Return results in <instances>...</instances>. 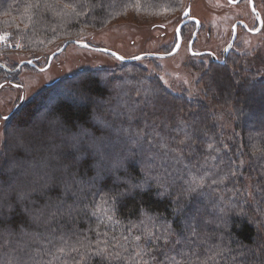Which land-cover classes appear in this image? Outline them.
Segmentation results:
<instances>
[{"label": "trees", "instance_id": "16d2710c", "mask_svg": "<svg viewBox=\"0 0 264 264\" xmlns=\"http://www.w3.org/2000/svg\"><path fill=\"white\" fill-rule=\"evenodd\" d=\"M185 2L0 0V35L41 57L129 16L155 24ZM263 46L224 64L191 58L192 82L177 93L123 62L17 103L0 126V264H264ZM44 118L65 130L18 139ZM81 130L90 135L72 147ZM108 133L123 147L101 156L93 139ZM161 144L182 148L179 161L159 167ZM58 204L74 210L49 221Z\"/></svg>", "mask_w": 264, "mask_h": 264}, {"label": "rangeland", "instance_id": "374dc122", "mask_svg": "<svg viewBox=\"0 0 264 264\" xmlns=\"http://www.w3.org/2000/svg\"><path fill=\"white\" fill-rule=\"evenodd\" d=\"M187 2L189 0H186L184 6L177 13L163 17L155 24L129 16L126 19L118 20L100 32L93 33L89 38L82 41L91 43L97 48L114 51L124 58L145 53L169 52L174 46L175 30ZM257 4L259 7L256 8L264 17V0H257ZM191 16L201 23V31L197 35L196 44L193 47L194 51L211 50L218 55L229 40L231 26L237 19H245L251 23V18L248 19L250 15L244 11L242 6L231 7L226 4L225 0H195ZM191 31L192 26L190 25L183 29L182 38L185 41L174 56L163 59L145 58L138 61L141 67L159 76L173 93L180 92L182 88L189 86L192 82L194 73L186 66V63L194 58L189 55L187 47ZM8 38L7 36L6 39L0 41V50H3L0 52V64L13 70L22 61L34 58L22 53L17 47L10 44ZM263 43L264 25L262 31L256 36H250L239 31L238 40L231 53H251L261 48ZM62 45L60 44L57 49ZM56 50L42 55L37 65L44 68L49 55ZM195 59L208 63L207 58ZM121 63L123 62L115 57L96 49L90 50L70 44L53 58L46 70L41 72L25 66L19 73L15 74L13 79H8L5 74L6 70L0 67V126L5 120L3 117L10 114L18 104L41 91L48 84H53L54 81L61 80L81 70L118 67Z\"/></svg>", "mask_w": 264, "mask_h": 264}, {"label": "snow or ice", "instance_id": "6c2138e0", "mask_svg": "<svg viewBox=\"0 0 264 264\" xmlns=\"http://www.w3.org/2000/svg\"><path fill=\"white\" fill-rule=\"evenodd\" d=\"M34 7H39V4H35L33 5ZM65 8H73V5L70 4H64L63 5ZM83 13H77V15H80ZM6 39V37L4 35H0V40H4ZM19 46V45H17ZM5 119H7V117H5ZM129 119H132V117H129ZM55 128H59L60 130H65V123L63 121L60 120H56V119H52V120H48L47 118H44L39 124H34L32 125V127L30 129H26V130H21L17 135H18V139L23 142V140L25 138H31L33 141L39 142V143H44L45 141H47L50 136H51V130L55 129ZM118 133H122L123 135L127 136L129 135V130L128 129H117ZM90 134L87 133L84 130H81V134L79 137H72V147H77V145L82 144L83 143V137L85 136H89ZM135 135L137 137L143 136L144 135V131L143 129H141L139 132H136ZM150 145L153 144L152 139H148L147 141ZM139 143V140H137L136 142H134L133 146H136V144ZM184 141L181 140L179 141V144H183ZM93 147L96 148L98 154H100L101 156H106V155H110L113 152H117L119 151L123 145L119 142V137H116L115 139L112 137V135L110 133L105 134L104 136L98 137V138H94L93 139ZM161 151L159 153L154 154V160L159 161V167H164L165 165H168L171 160H177L179 161L180 156L183 154V149L176 147V148H172V147H167L165 144H161ZM209 148L212 147V145H208ZM191 154V153H190ZM233 175H235V173H233ZM213 183H216V180L212 181ZM79 191L81 193H83L86 196V192H84V190L81 188L79 189ZM192 191H195V189L193 188ZM72 196H77V192L73 191ZM74 209H72L71 206H69L68 209H65L62 204H58L56 206L50 207L49 209V221H55L56 219H58L59 217L63 216L65 211H68L69 214L71 213V211H73ZM195 235V233H193ZM152 238V233L146 232L145 234V238H144V243L145 244H149L152 242L151 240ZM156 240H159L160 237L157 236L155 237ZM135 240L139 241L141 240V236L137 235L135 237ZM165 243H167V240L165 239ZM177 243H179V241H177ZM139 248V245H138ZM60 251H63V249H60ZM101 251H103V249H101ZM145 249L140 248L139 251H137L136 256H140L142 252H144ZM148 252H151L152 249L148 248L147 249ZM137 264H139V262H137ZM143 264H148V262L145 260L143 261Z\"/></svg>", "mask_w": 264, "mask_h": 264}, {"label": "flooded vegetation", "instance_id": "af4514ba", "mask_svg": "<svg viewBox=\"0 0 264 264\" xmlns=\"http://www.w3.org/2000/svg\"><path fill=\"white\" fill-rule=\"evenodd\" d=\"M225 2H226L227 5H229L231 7H235V8H237L238 6H242L244 11H246V13L250 15V17L248 19L251 18V23L249 21L245 20V19H237L232 24L231 29H230V38L227 41V43L223 46L220 55H218L217 53H215V52H213L211 50L194 51L193 47L196 44L197 35L201 31V23L199 22L200 23V27H199V30L196 33V36H195L193 42H192V38H193V34L196 31V24L194 22L186 23L181 28V37L183 36L182 35L183 34V32H182L183 29L186 26H189V25L192 26L191 37L189 38L188 43H187L188 52H189V55L191 57H194V58H207V61L209 63V62H214V60L212 59V56H211V54H213L216 57V59H217L216 60L217 63L220 64L223 60H224V63H225L227 61V57L231 54V51L234 48V46H235V44H236V42L238 40L239 31H240V33H244V34H247V35H250V36H256L257 35L256 34V29L259 26L258 17H260L261 21H262L260 32L262 31L263 25H264V17L261 15V12L256 8V7H259V5L257 4V0H225ZM194 3H195V0H189V2H187L184 10L182 11V13L180 15L179 24L183 20H187V19H190V18H193V19L197 20L196 18L191 16V11H192V7H193ZM187 9H189V14H187V16L185 18H182V14ZM252 21H253V24H252ZM178 25H177V27H178ZM152 26H154V25L152 24ZM175 36H176V33H175ZM232 40H233V43H231ZM183 41H185V40H183V38H182L181 45L183 44ZM86 43L89 46L87 49H90V50L97 49V47L92 45L91 43H88V42H86ZM175 44H176V38H175V43H174L173 48L175 47ZM190 44H191V47H192V52H190V49H189ZM173 48H172V50H173ZM180 48H181V46H180ZM180 48H179V50H180ZM225 49H226V56L224 57ZM172 50H170L169 52H171ZM169 52H166V53H169ZM166 53H158V54H166ZM208 53H211V54H208ZM197 54H204V55H197ZM41 57H34V58H30L29 60H26V61H31L32 63L31 64H24L16 73H10V72L14 71L15 68L13 70L8 68L9 71H7V72L5 71L6 76L8 77V79H13L15 74L19 73L22 68H25V66L29 67L32 70H37L39 72L43 71L42 67L40 68L37 65V63L41 60ZM26 61H22L20 64H22L23 62H26ZM214 63H216V62H214ZM20 64H18L17 66H19ZM17 66H16V68H17ZM5 117H3V118H5Z\"/></svg>", "mask_w": 264, "mask_h": 264}, {"label": "water", "instance_id": "95a60500", "mask_svg": "<svg viewBox=\"0 0 264 264\" xmlns=\"http://www.w3.org/2000/svg\"><path fill=\"white\" fill-rule=\"evenodd\" d=\"M187 14H189V9H187L183 14H182V18H185L187 16ZM258 21H259V26L258 28L256 29V34H258L261 30V18L258 17ZM188 22H194L196 24V31L195 33L193 34V38H192V42L196 36V33L197 31L199 30V27H200V23L198 20H195L193 18H190V19H187V20H183L179 25L178 27L176 28V44H175V47L173 48V50L169 53H166V54H158V53H145V54H140V55H137V56H134V57H130V58H124L122 56H120L119 54H117L116 52L114 51H110V50H107V49H104V48H97L96 50L100 51V52H103L105 54H109L111 55L112 57H115L117 60H119L120 62H138L142 59H145V58H159V59H163V58H166V57H171L173 55H175L178 51H179V48L181 46V42H182V37H181V28ZM191 42V43H192ZM231 43H233V40L231 41ZM70 44H75L79 47H82V48H88L89 46L87 45V43L85 41H67L65 42L59 49H57L56 51H54L53 53H51L47 59V64L44 68H42V70H46L49 66H50V63L51 61L53 60V58L60 54L62 51H64L66 49V47ZM190 52H192V47H191V44H190ZM227 49V48H226ZM226 49H225V52H224V57L226 56ZM208 54H211V53H208ZM197 55H204V54H197ZM212 56V59L214 60V62L217 63V59L216 57L211 54ZM32 62L31 61H26V62H23L22 64H20L19 66H17V68L10 72V73H16L24 64H31ZM220 64H224V60L220 63ZM0 67H2L4 70L6 71H9L8 68L2 64H0Z\"/></svg>", "mask_w": 264, "mask_h": 264}]
</instances>
